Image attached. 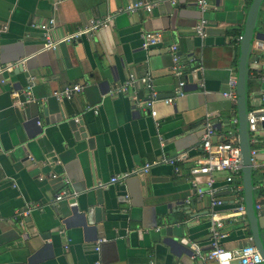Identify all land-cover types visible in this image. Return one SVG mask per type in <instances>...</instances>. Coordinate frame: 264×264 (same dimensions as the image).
Masks as SVG:
<instances>
[{"label":"crops","instance_id":"crops-1","mask_svg":"<svg viewBox=\"0 0 264 264\" xmlns=\"http://www.w3.org/2000/svg\"><path fill=\"white\" fill-rule=\"evenodd\" d=\"M134 1L0 0V67L17 63L0 75L7 81H0V264H216L191 259L189 243L206 251L212 211L221 217L235 212L238 203L221 173L214 184L221 204L211 208L210 197L198 196L191 186L189 169L200 154L206 114L218 134L230 130L237 118L236 105L222 91L236 76L251 0H210L204 12L195 0H144L157 4L150 11L125 10ZM107 16V30L55 50L42 49L44 30L38 26L50 18L55 23L49 34L60 38L90 18ZM201 18L207 21L204 37L194 31ZM263 30L261 7L248 60L247 110L262 102L264 82L257 75L264 67L253 46ZM147 32L160 33V40L143 48ZM172 45L177 46L182 75L172 71ZM130 74L151 79L156 115L144 104L135 105L131 91L109 93ZM180 79L186 85L177 94ZM77 82L84 84L82 91L57 99L61 117L49 111L46 99ZM11 88L22 91L14 97ZM27 88L34 99L30 102H24ZM133 89L139 99L147 95L140 81ZM72 117L81 123L72 127ZM253 137L251 148L258 149L253 193L264 239V127ZM178 155L181 159L174 163L163 161ZM146 162L151 163L149 171L142 173ZM124 173L110 183L111 176ZM63 176L69 183L61 181ZM96 186L105 190V219L83 225L69 201L96 205ZM63 187L74 195L55 203ZM29 207L19 224L17 213ZM222 221L224 247L249 242L246 215ZM99 237L104 240L95 249Z\"/></svg>","mask_w":264,"mask_h":264},{"label":"built area","instance_id":"built-area-1","mask_svg":"<svg viewBox=\"0 0 264 264\" xmlns=\"http://www.w3.org/2000/svg\"><path fill=\"white\" fill-rule=\"evenodd\" d=\"M172 4L178 3L180 0H168ZM198 9L201 12H204L210 4V0H195ZM156 1H144L137 0L128 4L125 10L135 11L137 9H144L150 11L155 5ZM261 7L264 8V0L262 1ZM110 17L103 18H90L88 23L75 31L65 34L60 38H52L49 34V29L54 25V18H50L48 21L41 23L38 27L44 30L43 37V50H55L61 43H70L79 39L83 35H91L96 32L98 29L108 25ZM207 21L205 18H201L198 23L194 26V31L201 37L206 35ZM160 40V33L158 32H147L143 35L142 47L148 48L151 45H155ZM261 54V65L264 67V30L263 37L255 43L253 46ZM171 52L173 54L174 65L172 71L176 75H182V69L180 66V57L177 53V46H171ZM189 58L188 60H192ZM17 63L10 64L7 66L0 67V75L4 71L12 69L16 66ZM257 78L260 82H264V73L257 75ZM0 81L5 84L7 83L5 78H0ZM140 81L144 84L147 95L143 99H139L134 91L133 87L135 82ZM186 82L182 79L178 82V87L176 89L177 94H182ZM84 84L81 82L67 84L63 88L53 92V95L56 96L59 100L71 99L76 93L82 91ZM12 95L18 97L20 92L19 90L13 89ZM131 89V90H130ZM131 91V96L135 105L144 104L151 109V114L156 115V110L153 108V104L157 98V93L152 84L151 79L148 76H143L136 78L133 74H130L129 77L124 80L122 83L118 84L115 88H111L109 93L115 95L117 93H127ZM133 91V92H132ZM25 94L24 102H30L33 97L30 95V90H23ZM222 95L229 99L235 104L236 102V76H231L227 81V87L222 91ZM261 105L257 107H252L247 111V129L251 137V141H254L253 137L258 131L257 123H264V88L261 89ZM165 102H171L172 98L164 99ZM202 134L200 138V154L196 163L189 169V179L191 186L195 189V192L198 196H208L210 197L211 208L221 204V199L216 196V188L214 186L216 177L218 174L224 173L225 181L228 182L235 194V200L237 201V207L235 212L228 213L224 216L219 217L218 213L213 210L211 214V224L209 226V248L206 251L201 249V246L192 241L189 243L191 249L190 258H200L206 261H214L216 264H232L233 261H239V264H259L263 262V258L257 249V247L252 242V237H249V242L246 244L234 248L227 249L221 244V238L225 236L224 233L220 231V228L223 225L222 217H234V216H245V206H244V197H243V184H242V160L241 152L239 146V136H238V120L237 118L233 119V127L224 134H218L216 131L214 123L211 121L209 114L203 119L202 122ZM258 149L251 148V161L252 167H257L256 155ZM180 155L174 158H164L163 161H168L174 163V161L180 160ZM151 163L146 162L141 170L142 173L149 171ZM176 171H179V168L175 167ZM127 174L115 175L110 177V183L117 182L122 179V177ZM51 178H58L57 173H51ZM63 183H69V179L66 176L60 178ZM74 193H72L67 187H63L59 190L53 201L57 203L62 199H70ZM256 207H259L257 205ZM31 207L21 210L17 213L16 220L19 224H23L24 217L28 215ZM2 218H0L1 222ZM103 237H99L96 240L95 249L99 248V243L103 241Z\"/></svg>","mask_w":264,"mask_h":264},{"label":"water","instance_id":"water-1","mask_svg":"<svg viewBox=\"0 0 264 264\" xmlns=\"http://www.w3.org/2000/svg\"><path fill=\"white\" fill-rule=\"evenodd\" d=\"M263 0H251L250 7L245 20L244 30L239 40L237 51V71H236V116L238 120V136L239 146L242 160V184L245 212L248 220V225L252 237V242L259 250L264 261V239L259 224L255 200H254V180L252 175V161H251V145L250 135L247 129V100H246V83L248 78V60L252 51L253 33L256 28L258 18L260 15L261 4ZM108 26L100 28V30H107ZM44 103V102H43ZM46 106L49 111L54 109L61 117V107L56 96L52 95L46 99ZM81 123L80 119L72 117L69 124L72 127L76 123ZM264 127V123H257V128L260 130ZM96 196V205H90L86 201L84 206L77 205L74 198L70 199L72 203L71 210L74 216H78L80 223L83 225L95 224L105 219L104 194L105 190L102 186L94 188ZM81 211V212H80ZM239 264V261H236Z\"/></svg>","mask_w":264,"mask_h":264},{"label":"trees","instance_id":"trees-1","mask_svg":"<svg viewBox=\"0 0 264 264\" xmlns=\"http://www.w3.org/2000/svg\"><path fill=\"white\" fill-rule=\"evenodd\" d=\"M251 145H252V147L254 146V144H253V143H251Z\"/></svg>","mask_w":264,"mask_h":264}]
</instances>
